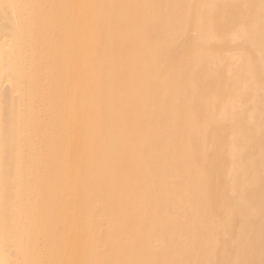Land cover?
Instances as JSON below:
<instances>
[{"label":"bare ground","instance_id":"obj_1","mask_svg":"<svg viewBox=\"0 0 264 264\" xmlns=\"http://www.w3.org/2000/svg\"><path fill=\"white\" fill-rule=\"evenodd\" d=\"M0 264H264V0H0Z\"/></svg>","mask_w":264,"mask_h":264}]
</instances>
